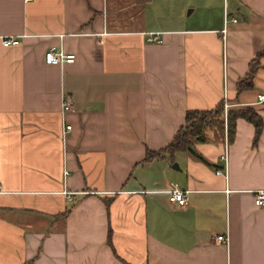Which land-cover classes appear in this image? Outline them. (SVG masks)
I'll return each instance as SVG.
<instances>
[{"label":"crops","instance_id":"0c3cea01","mask_svg":"<svg viewBox=\"0 0 264 264\" xmlns=\"http://www.w3.org/2000/svg\"><path fill=\"white\" fill-rule=\"evenodd\" d=\"M0 35V264H264V0H0ZM223 91L229 138L220 105L191 151L142 161Z\"/></svg>","mask_w":264,"mask_h":264},{"label":"built area","instance_id":"2783aa9c","mask_svg":"<svg viewBox=\"0 0 264 264\" xmlns=\"http://www.w3.org/2000/svg\"><path fill=\"white\" fill-rule=\"evenodd\" d=\"M225 2V0H223ZM222 27L220 29V38L224 40L225 33H226V25L228 22H235V18L233 17H227L225 11L223 13V20H222ZM146 41L148 42H157L159 43L161 40L157 36L156 32H149L146 36ZM18 42V38L15 36H1L0 35V44L3 46L7 45H13ZM73 60V54L70 53H62L59 50H55L53 47L47 48L43 53V61L47 64H61L63 62H71ZM256 103L264 105V93H257L256 95ZM70 107V97L62 93L61 99H60V111L63 113L66 110H68ZM229 107V103L225 100V92L222 93V104H221V110H222V122H223V128L225 131L226 127V120H227V109ZM69 130V125L62 122L60 133L62 136H64ZM223 152L220 155V160L222 161L223 165L225 164L226 159V149H227V140L226 135L224 132V138H223ZM216 173L220 172V169L215 170ZM166 194V198L168 202L176 205V206H183L186 204L187 199V191L183 190L181 188H178L174 185H169L163 190ZM64 193L68 196V192ZM252 202L255 206L262 207L264 206V187L263 188H257L252 191ZM216 240L220 242H226V236L225 235H217Z\"/></svg>","mask_w":264,"mask_h":264},{"label":"trees","instance_id":"16d2710c","mask_svg":"<svg viewBox=\"0 0 264 264\" xmlns=\"http://www.w3.org/2000/svg\"><path fill=\"white\" fill-rule=\"evenodd\" d=\"M264 55V48L257 52L249 63L248 72L246 74V78H250L253 74L254 67L257 64V60L260 56ZM250 82L243 84V86L238 84L239 87H244L249 85ZM220 103L216 104L214 107L210 109H189L184 112L183 124L179 126L174 134L172 135L171 140L158 151H150L146 150L142 161H148L152 158L159 156L162 153L167 154L170 159L172 158V154L176 150H188L191 151V142L202 141V130L205 126L216 124V122L221 120L220 114ZM239 114L243 116L245 119L249 120L254 126V136L257 135L260 128V120L255 115V113L246 108L243 111H240ZM231 118L228 117L226 121V133L228 138L231 134Z\"/></svg>","mask_w":264,"mask_h":264},{"label":"water","instance_id":"95a60500","mask_svg":"<svg viewBox=\"0 0 264 264\" xmlns=\"http://www.w3.org/2000/svg\"><path fill=\"white\" fill-rule=\"evenodd\" d=\"M171 168H175V169L177 168V166H176V163H175V162H172V163H171Z\"/></svg>","mask_w":264,"mask_h":264}]
</instances>
